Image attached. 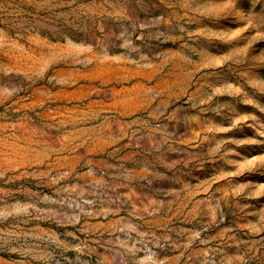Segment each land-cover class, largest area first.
<instances>
[{"label": "rangeland", "instance_id": "rangeland-1", "mask_svg": "<svg viewBox=\"0 0 264 264\" xmlns=\"http://www.w3.org/2000/svg\"><path fill=\"white\" fill-rule=\"evenodd\" d=\"M0 264H264V0H0Z\"/></svg>", "mask_w": 264, "mask_h": 264}]
</instances>
